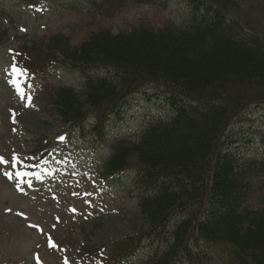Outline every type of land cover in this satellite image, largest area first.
<instances>
[{
    "label": "trees",
    "instance_id": "1",
    "mask_svg": "<svg viewBox=\"0 0 264 264\" xmlns=\"http://www.w3.org/2000/svg\"><path fill=\"white\" fill-rule=\"evenodd\" d=\"M74 1L110 18L130 3L158 0ZM159 1L167 6L163 27L95 31L75 45L55 35L25 45L15 60L29 74L61 65L86 76L83 96L61 86L47 97L69 139L76 131L92 145L106 138L107 119L154 85L174 112L148 124L137 141H118L105 161L107 176L130 175L147 228L78 257L127 264L147 249L144 264H264V153L235 154L227 143L234 121L264 106V28L235 17L237 0Z\"/></svg>",
    "mask_w": 264,
    "mask_h": 264
},
{
    "label": "rangeland",
    "instance_id": "2",
    "mask_svg": "<svg viewBox=\"0 0 264 264\" xmlns=\"http://www.w3.org/2000/svg\"><path fill=\"white\" fill-rule=\"evenodd\" d=\"M33 1L0 0V30H7L6 35L0 32V157L9 162L0 163V264H38L37 256L40 264H83L78 255L85 247L104 246L148 226L130 175L103 180L101 153L113 139L137 140L147 122L171 117L174 112L166 102V91L157 85L133 94L112 119L106 140L95 148L97 155H90L86 146L80 149L81 131L73 133L72 142L59 139L70 127L46 103L51 89L62 85L83 96L84 77L65 67L49 69L39 77H21L11 72L13 50L20 44L30 47L34 42H46L55 35L65 36L75 45L95 31L119 33L138 25L160 28L166 25L167 14L162 8L167 6L159 0L151 3L154 5L130 3L105 18L89 13L85 5L79 10L74 0ZM237 1L235 17L252 18L264 28V0ZM249 7L256 10L250 12ZM227 133L230 152L263 154L264 106L247 109ZM14 154L19 157L15 168ZM47 157L53 159L47 162ZM16 171L30 175L13 179L5 175ZM19 179L24 181L23 191L16 187ZM21 212L24 215L18 214ZM49 237L55 247L49 246ZM147 253V249L140 250L131 263L143 264Z\"/></svg>",
    "mask_w": 264,
    "mask_h": 264
},
{
    "label": "snow or ice",
    "instance_id": "3",
    "mask_svg": "<svg viewBox=\"0 0 264 264\" xmlns=\"http://www.w3.org/2000/svg\"><path fill=\"white\" fill-rule=\"evenodd\" d=\"M25 69H17L15 66H13V72L14 73H19L22 74L23 72H25ZM15 83V82H14ZM22 98H23V94ZM28 100L30 102L31 98L28 97ZM60 140H63L64 137H59ZM0 163H4L7 164L9 163L8 161H6L3 157H0ZM19 163V157L13 156V161H12V167L15 168L17 166V164ZM5 175L9 178V179H13V177L15 176L16 178H22L24 176L30 175L28 172L25 171H16L15 173L12 172H6ZM24 183L23 179H19V182L16 184V187L18 190L23 191V189L21 188V184ZM29 184L31 183L30 181L28 182ZM72 211H75V209H72ZM19 215H24L22 212L18 213ZM32 227H38V225H32ZM49 246L50 247H55L56 245L54 244V242L52 241L51 237H49ZM37 261L38 264H40L39 262V257L37 256Z\"/></svg>",
    "mask_w": 264,
    "mask_h": 264
}]
</instances>
